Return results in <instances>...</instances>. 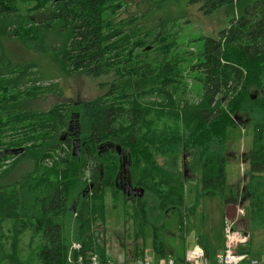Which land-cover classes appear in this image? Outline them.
Masks as SVG:
<instances>
[{
	"label": "trees",
	"instance_id": "16d2710c",
	"mask_svg": "<svg viewBox=\"0 0 264 264\" xmlns=\"http://www.w3.org/2000/svg\"><path fill=\"white\" fill-rule=\"evenodd\" d=\"M123 2L0 0V36L48 53L64 74L105 78L99 87L106 90L76 104L30 111L24 103L59 93L58 85H37L40 76L21 70L23 64L3 70L0 64V264H20L25 233L36 243L34 264H77L78 257L86 262L92 255L111 264L95 231L106 222L107 192L112 208L123 199V216L132 223L133 262L149 248L165 257V217L180 212V230H188L203 197L228 194L234 205L246 203L249 229L264 226V94L250 92H264V0H189L205 16L224 9L231 19L216 38L202 39L199 52L182 57L176 32L167 28L171 20L158 18L141 33L140 26L131 27L134 19L116 21ZM155 13V7L147 11ZM39 14L44 18L34 21ZM185 56L195 59L189 67L200 84L198 102L186 99ZM238 115L251 117V134L244 195L236 197L226 167L227 142L233 130L240 132ZM13 149L22 151L9 155ZM184 153L198 179L188 206V178L179 166ZM23 164L31 168L22 171ZM124 168L136 191L130 195L119 187ZM73 243L80 250H71ZM246 247L239 252L248 253Z\"/></svg>",
	"mask_w": 264,
	"mask_h": 264
},
{
	"label": "rangeland",
	"instance_id": "374dc122",
	"mask_svg": "<svg viewBox=\"0 0 264 264\" xmlns=\"http://www.w3.org/2000/svg\"><path fill=\"white\" fill-rule=\"evenodd\" d=\"M161 0H124L121 11L116 16V21L134 19L132 28L141 27V33L154 28L155 21L158 18H168L171 24L167 25L168 30L176 32L177 52L180 57L184 54L189 55L199 52L202 48V39L216 38L219 31L227 28L231 17H225L226 11L221 9L215 13L205 16L199 10L200 4H191L189 0H171L159 4ZM159 4V5H158ZM154 7L160 11L149 16ZM164 13V14H163ZM44 18L43 14L34 15L32 19L36 22ZM184 53V54H183ZM179 57V58H180ZM188 61L182 62L184 83L186 87V99L190 102H198L200 99V84L196 81L197 74L190 70L189 65L194 64V57H186ZM0 64L1 69H6L9 64L12 66L23 64L21 70L33 76H40L38 84L46 86L56 83L59 93H50L42 97L34 98L24 103V109L30 111H47L56 103L76 104L81 101L94 99L105 93V89L99 87V81L91 77H86L80 73L64 74L53 64L48 53H36L30 49L24 48L14 38L0 36ZM35 64L33 68L31 65ZM15 74H9L6 78L11 79ZM250 92L255 98H260L264 94L262 90L255 87L250 88ZM24 96V94H23ZM25 99V98H23ZM71 118V117H70ZM70 124L72 130H76L75 118H71ZM237 122L240 132L233 130L230 139L227 142V167L226 177L229 188H231L236 197L244 195L243 187L247 182L246 174L248 172L247 154L250 147L249 126L251 117L238 115L234 118ZM76 131H68L72 134ZM240 134V137L236 136ZM63 148H66L63 145ZM67 149V148H66ZM73 152V148L70 149ZM186 153L181 157L179 166L184 175L188 178L185 183V205L194 203L198 179L196 174L189 173ZM31 165L23 164L22 171L29 170ZM125 180V183H124ZM127 174L123 177V184H127ZM122 183V181H121ZM122 187V184L119 185ZM240 198V197H239ZM232 203L228 194L223 197L207 196L203 197L195 210L194 216L189 220V229L180 230L179 213H169L164 220L167 252L165 257L161 258L152 252L148 255L152 257L151 264H168L172 260L174 264H183L181 262L184 252L188 255L191 247L196 243V239H201L204 246L209 251L208 262L215 264V255L218 247L223 242L225 211L228 209L227 218L238 220L240 228L249 230L250 241L247 244L250 257H258L264 251V226L252 227L249 229L247 219H241L236 216V205ZM246 204V203H245ZM245 204H242L244 207ZM113 203L110 192L106 193V222L104 227L97 225L96 232L99 240L103 241L107 251H114V254L125 258L124 262L132 258V238H130L132 223L123 216L124 203L120 197L116 208H112ZM246 217V215H245ZM244 218V217H243ZM10 223L4 226L5 236L9 235L8 228ZM104 228V229H102ZM104 230V232H102ZM150 235L151 231L148 230ZM150 244V236L148 235ZM36 243H30V234L25 233L19 244L20 264H34L35 258L32 249ZM7 246V245H6ZM150 247V246H149ZM185 258V257H184Z\"/></svg>",
	"mask_w": 264,
	"mask_h": 264
},
{
	"label": "built area",
	"instance_id": "2783aa9c",
	"mask_svg": "<svg viewBox=\"0 0 264 264\" xmlns=\"http://www.w3.org/2000/svg\"><path fill=\"white\" fill-rule=\"evenodd\" d=\"M245 215L244 207L241 204L236 205V216H240L243 219ZM75 216V215H74ZM238 220L234 218H225L224 223V247L222 251L216 257L217 264H264V251L256 258L249 256L247 252H239L240 249H244L248 242L249 236L246 230L240 228ZM81 246L78 243H73L71 250L78 251ZM149 251L145 252L142 259L135 260L132 264H151L152 257L148 255ZM70 260V259H69ZM77 264H100L97 255H92L88 260H83L82 257H78ZM185 264H209L208 259L204 254V250L201 246L195 245L185 257ZM168 264H174L172 260L168 261Z\"/></svg>",
	"mask_w": 264,
	"mask_h": 264
},
{
	"label": "crops",
	"instance_id": "0c3cea01",
	"mask_svg": "<svg viewBox=\"0 0 264 264\" xmlns=\"http://www.w3.org/2000/svg\"><path fill=\"white\" fill-rule=\"evenodd\" d=\"M228 207H227V209H226V211H225V215H224V218H226L227 217V213H228ZM244 210H245V215H246V217H245V215H244V218L243 219H248V217H247V211H246V204H245V206H244ZM246 233L247 234H249V230H246ZM224 238V237H223ZM249 241H250V239H249ZM195 245H199V246H201V247H203L202 249H206V252H207V257L206 258H208L209 257V251H208V249L204 246V243H203V241H201V244L199 243V240L198 239H196V243L191 247V249L195 246ZM223 247H224V239H223V242L221 243V245L218 247V252H216V255H215V264H217L216 263V257H217V255L222 251V249H223ZM190 249V250H191ZM187 250L188 249H186V251L184 252V256L182 257V260H181V262L183 263V264H185L184 263V260H185V258L184 257H186L185 255H186V253H187ZM147 251H149V252H152V250L149 248V249H147ZM108 255H109V262L111 263V264H132V260L131 259H129L128 261H126V262H124L125 260V258H123V257H120V256H116L115 254H114V251H108ZM259 256V255H258ZM252 258H256V257H252ZM209 263V262H208Z\"/></svg>",
	"mask_w": 264,
	"mask_h": 264
},
{
	"label": "flooded vegetation",
	"instance_id": "af4514ba",
	"mask_svg": "<svg viewBox=\"0 0 264 264\" xmlns=\"http://www.w3.org/2000/svg\"><path fill=\"white\" fill-rule=\"evenodd\" d=\"M66 134H68V133H66ZM68 135H69V134H68ZM117 154H118L119 158H120L121 160H123V163H124V162L126 161V160H125V152L122 151V150H119V149H118ZM123 171H124V175H125V174H126V169L124 168ZM124 183H125V181H124ZM121 188L123 189L124 192H127V191L136 192L134 189H131V188H130L128 182H127V184H122V187H121ZM135 195H136V194H135Z\"/></svg>",
	"mask_w": 264,
	"mask_h": 264
},
{
	"label": "water",
	"instance_id": "95a60500",
	"mask_svg": "<svg viewBox=\"0 0 264 264\" xmlns=\"http://www.w3.org/2000/svg\"><path fill=\"white\" fill-rule=\"evenodd\" d=\"M57 1H61V0H57ZM19 150H21L22 151V149H19ZM19 150H17V149H13V150H10V151H8L9 152V155L10 154H12V155H17L18 154V152H19ZM78 155V154H77ZM130 194H132V191H129L128 192V195H130Z\"/></svg>",
	"mask_w": 264,
	"mask_h": 264
}]
</instances>
